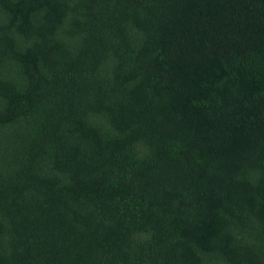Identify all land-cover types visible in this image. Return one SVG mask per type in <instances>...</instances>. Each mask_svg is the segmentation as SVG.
Returning <instances> with one entry per match:
<instances>
[{
    "label": "trees",
    "instance_id": "1",
    "mask_svg": "<svg viewBox=\"0 0 264 264\" xmlns=\"http://www.w3.org/2000/svg\"><path fill=\"white\" fill-rule=\"evenodd\" d=\"M0 264H264V0H0Z\"/></svg>",
    "mask_w": 264,
    "mask_h": 264
}]
</instances>
